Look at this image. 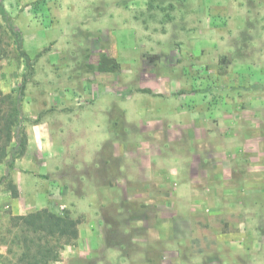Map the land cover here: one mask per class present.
Here are the masks:
<instances>
[{"label":"rangeland","instance_id":"1","mask_svg":"<svg viewBox=\"0 0 264 264\" xmlns=\"http://www.w3.org/2000/svg\"><path fill=\"white\" fill-rule=\"evenodd\" d=\"M136 1L141 25L164 30L161 25L172 15L171 5L182 6L173 15H184L183 9L191 12L197 0ZM5 2L10 14L23 17H10L13 31L27 37L20 49L0 16V88L15 93L25 81L20 107L26 133L30 129L31 136H38L41 124L52 130L61 163L50 167L33 160L40 170L36 175L47 180L51 169L59 167L65 182L70 179L84 194L76 202L58 197L60 202L69 199L70 205H51L54 213L69 212L81 221L79 238L65 247L55 264H215L218 248L243 244H232L234 237H246L247 249H255L250 239L264 234V67L256 64L264 61V0L240 3L247 16L230 22L233 49L221 55L217 65L215 53L204 51L208 60L202 69L192 70L199 52L188 41V32H153L146 38L154 44L139 51L140 63L109 76L98 71V57L91 60L95 65H86L90 29L70 26L73 21L67 15L109 18L136 11L116 5L117 0ZM230 10L219 15L236 13L234 6ZM191 22L193 18L188 26ZM177 39L188 42L173 51ZM22 52L31 58L30 74ZM151 54L161 57L147 61ZM215 72L230 76L216 85ZM143 80L172 83L173 89L142 93ZM218 88L234 95L238 111L228 119L238 125L229 132L215 131V117L208 112L204 117L213 129L210 138L205 133L206 138L192 140L189 130L204 120L192 108L195 95L204 94V107L209 108L215 105ZM42 144L52 153L51 137ZM123 144L126 150L120 149ZM40 146L39 140L33 143V158ZM121 151L125 157L116 155ZM16 172L0 164V264L11 260L2 238L10 239L7 182L14 183Z\"/></svg>","mask_w":264,"mask_h":264},{"label":"crops","instance_id":"2","mask_svg":"<svg viewBox=\"0 0 264 264\" xmlns=\"http://www.w3.org/2000/svg\"><path fill=\"white\" fill-rule=\"evenodd\" d=\"M133 1H135V3ZM250 1L254 2V0H238L237 3L235 2V0H197L195 3H193L191 12L188 11L189 9L187 7V9H183L184 15H173L176 14L178 12V9L182 8V6L177 7L176 4L171 5L169 7V12L172 15H166L168 16L166 25H161L162 27L165 26L163 27L164 30H157L155 28L149 30L141 25V15H138L140 10H138V4H136V0H117L116 5H121L122 7L129 10H134L137 12H134L137 15L127 12V10L125 9L126 11H122L118 15H110L109 18H107L108 15H89L88 17L84 18L81 17V15H67V20L73 21L72 24L70 22V26H85L86 29H90V31L87 32L89 37V39L87 40L88 47L87 49H85V52L87 54V64H85L89 65V67L95 65L91 60L97 59V57L100 60V58L104 56L114 58L120 66V72L125 68H133L142 60L141 56H143V53L139 54L141 48L144 47L148 49L145 46L154 44L153 41L146 38L148 36H151V33L169 32L171 34H181L186 31L191 36L188 41L190 40L195 50L199 52V54L195 55V58L192 59V62L194 61V63L190 67L193 70V67L202 69L203 62H206L208 60V55L206 57L203 55L204 51H207L211 54L215 53V65H217L219 63L221 55L225 56L231 48L233 49V46H230L229 41L232 37L231 33L229 32V24L232 20L235 21V19L238 17L240 21L242 16L246 15L247 11H244V9L240 8L239 6L240 3L247 6ZM182 2L185 4L186 0L185 2L184 0H180V3ZM3 4L5 10L9 14V17L22 20L23 17H19V15L17 14H10V11H8L7 9L5 0H3ZM131 4L133 6L134 4L135 6L137 5L136 9H133V7H131ZM232 6H234V9L236 10L234 12L236 13H234L233 15H219L222 13L228 14V12H231L230 9ZM189 18H193L194 22H191V24L188 26ZM91 21H93V23L88 25ZM92 29H94L95 31L92 32ZM26 37V33H23V36L21 38L23 39ZM188 41L183 42L182 39H177L172 43V45H170L172 46V50L175 51L176 49H182L181 47H184L185 43ZM241 48L242 47L240 46L239 49ZM148 56H153V61H157L161 57V55L158 54L146 55L147 61H149ZM162 57L166 58L167 56L162 55ZM90 61L91 63H89ZM256 64H258L259 66L263 65L264 67V61H259ZM102 74L109 76L112 73ZM147 74L148 73H145L144 71V75H146V77L144 76V79H147ZM229 76L230 75L228 74V72L222 74L215 72V84L217 85L219 81L228 79ZM144 84H146V89L154 92L153 95L157 93L162 94V92L166 93L170 89H173V85H171L172 83L163 85L143 80L140 86L142 90L145 89L143 88ZM216 92L217 95H215V105H212L209 108H205V96L204 94H200L195 95L197 103L194 104L192 108L196 111L198 110L200 115H202L203 117L204 115L206 116L208 112H210L211 116L215 117V131L225 130L229 132L232 129H235L234 127L236 124L238 125L237 121L228 119L233 118V116H235V113L238 111L236 109V106L233 105L235 103L234 100L236 99L234 95H232L228 91H220L218 88V90L216 89ZM261 100L264 101V99L262 98ZM246 109L248 108H244L241 110L244 111ZM251 111H254V113L257 115L259 114L255 109H249V111L247 112L250 113ZM189 112L190 110L187 111V114H189ZM237 116L241 115L238 114ZM257 119L260 120L259 118ZM247 120L248 119L244 121ZM251 122L253 123L254 121L251 119ZM210 126L211 125L209 120L204 117L203 121H198L197 127L189 130V138H191L192 140L195 139L196 136V139H198L199 136H201V138H206L205 133H207V137L209 139L210 131L213 130ZM37 128L38 136H35V134L31 136L32 131L30 129H27V153L23 158L18 159L15 163V170L17 171V175L15 176L14 184L17 185L19 196L14 199L11 198V196L9 197V207L11 208L12 215H24L32 211L51 209V205H54V203H63L65 205H70L69 199H66L64 203L62 199V202H60L58 197H70L73 198L75 202L76 200L80 201L84 199L83 191L77 190L75 188V183L74 185H72L73 182H70V179H68V182H65L66 179L63 178L62 174L63 170H59V167L51 169L52 172L49 174V178L47 180H44L45 177H42V180L39 175H36L37 173L39 174L40 170L38 164L33 163V160L37 161V163L40 164L50 165V167L51 164L61 163L59 161V150L57 151L56 149L51 128L45 124L38 125ZM165 131L168 132L167 138L173 141L170 132L167 130ZM36 137H38L39 142H41V146L38 149L39 155L35 156L36 158H33V156H31L30 154V150L33 143H36V141H38L35 139ZM48 137H51L53 141L52 153L45 152V147L42 144V141H47ZM182 137L184 138L185 135L182 134ZM202 141L203 139H201V142ZM262 144H260V146H263ZM120 149L126 150V145H121ZM125 153V151H121L116 155H123L125 157ZM224 173L225 172L222 173L223 177ZM220 176L221 175H219L218 178H221ZM60 185H62L63 187H61ZM0 186H3L2 183L0 184ZM60 192H62V196L59 195ZM232 240V244L240 240L242 241L241 244H243L233 245V247L228 246L225 249L218 248L217 254L215 255V264H264V234H259L256 238L254 237L253 239H250L249 243L252 242L255 245V249L253 250L247 249L248 240L246 237H234Z\"/></svg>","mask_w":264,"mask_h":264},{"label":"trees","instance_id":"3","mask_svg":"<svg viewBox=\"0 0 264 264\" xmlns=\"http://www.w3.org/2000/svg\"><path fill=\"white\" fill-rule=\"evenodd\" d=\"M0 16L6 28L22 48L20 35L13 31L11 19L0 0ZM28 62L27 71L31 70V58L22 52ZM153 61V56H148ZM97 69L101 73L116 74L120 66L114 58L101 57ZM25 81L15 93L5 94L0 88V164L5 163L9 170L15 168L18 159L24 157L28 148V135L23 126L21 103L24 98ZM142 93L153 94L149 89ZM7 189L12 198L19 196L12 181L7 182ZM81 221L69 212L57 214L50 209H41L24 215H11L7 235L3 237L7 254L11 256L6 264H55L61 260V253L67 245L79 238Z\"/></svg>","mask_w":264,"mask_h":264}]
</instances>
